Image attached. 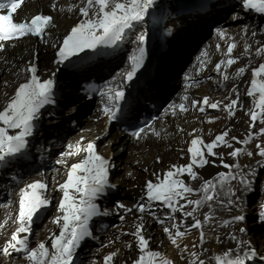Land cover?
I'll return each instance as SVG.
<instances>
[{
  "label": "bare ground",
  "instance_id": "6f19581e",
  "mask_svg": "<svg viewBox=\"0 0 264 264\" xmlns=\"http://www.w3.org/2000/svg\"><path fill=\"white\" fill-rule=\"evenodd\" d=\"M41 1L45 2L46 0ZM74 1L72 13L65 9L64 16L57 15V19L60 18L58 29L62 31L61 36L70 34L71 29L82 19L79 9L84 5V0ZM217 4H222L223 7L216 8ZM235 7L244 17L251 18V21L245 20L246 24L243 26L244 31L240 34V41L237 40L234 52L231 54L232 57L237 58L238 62L224 67L228 72L226 74L229 77L227 81L224 79V74H219L216 76L217 85L206 80L204 85L193 91L195 98L203 99L205 96H209L211 103L219 102L220 106L216 109L206 107L204 112L197 111L193 116L157 122L154 128H149L146 130V134H141L140 140L132 138L124 129H114V125L116 126L114 122L109 129H105L104 124H97L94 119L90 118V105H93V101L88 100V96L82 91L81 78L95 75L97 70L106 65H109L111 69H120L133 51L130 52V46H133V42L137 41L134 37L147 32L150 23L147 14L143 20L133 22L132 26L123 34L116 49L107 57H99L94 62L77 68L66 67V78L63 82L66 84L65 91L76 94L80 102L63 113L60 104L61 95L58 93L59 88L57 87L56 91H53L55 102L43 107L38 116V119L54 118V125L49 126L47 132L45 130V133L39 134L37 132L39 125H35L40 119L35 120L34 133L27 138L26 147L22 150L21 155L8 163L0 161V169H4V172L9 170V173L3 176L2 184L0 183L2 192H4V185L20 179L19 186L16 185L18 186L15 189L16 195L13 194L18 200L0 206V225L4 223V227L7 226L10 223L8 221V216H10L13 217L11 218L13 227L17 226L16 219L19 212L21 189L30 183L40 181L47 185L43 195L49 199L66 181L71 166L85 158L84 151L81 150L77 153L76 148L69 150V147L64 145L67 135L76 129L72 127L75 122V126L78 123V127L83 128V131H75L69 140L72 144L78 143L81 149L86 148L89 142L95 143L97 153L108 161V181L111 185L95 201L100 212H106L107 215H97L89 222L90 231L92 234L96 232L94 236L97 240L91 239L89 236L81 242L80 247L83 243L87 245L82 250L79 260L86 258L87 264H104V258L115 252L117 255L112 264H134L141 253L137 239L132 233L137 230L136 226L141 224L143 225V235L149 241V250L161 253V256L172 261V264H193L194 258L191 255L193 252L205 264H215L214 257L222 255L228 249H233L237 256H243L245 252L254 248L256 251L254 259H259L257 256L264 251H258L256 247H260L259 241L261 242L263 239L260 240V237L257 239L255 235L253 238L250 232L255 233V229L251 225L252 222L259 219L260 206L255 205L247 210V215L245 211V214L240 212L239 208L241 207L236 201L243 197V191L247 189L249 183L252 184L247 181L257 174V163L264 161V156L259 154L260 148L257 147L259 145L264 148V134H261L258 127L259 117L254 128L247 125L250 122V112L258 111L255 108L256 97H249L247 91L252 80L253 69L264 63V54L257 55V49L264 47V28L257 29L255 27L258 25V20L264 16H259L258 13L251 10H245L241 0H216L211 2L209 9L202 13L191 11L174 14L170 10L164 11L158 26L160 31L161 28L163 30L159 36L160 39L155 41V43L160 42L161 47L151 57L155 71L152 80L157 82L158 92L161 95L172 88L176 84V80H171L169 83H163V81L167 75L179 73L178 63L187 61L193 42L200 38L193 39L192 35L199 34V26L200 28L206 27L204 30L212 29L214 22L222 20L223 13L231 14ZM37 8L38 3H29L21 12L24 14L30 10L35 11ZM227 21L228 19L225 20V22ZM252 21H255L254 24H251ZM61 46V39L51 36L48 38V42L25 39L21 43L12 44L10 49L0 52V111L4 110L19 86L31 78V73L27 70L30 66L34 65L37 68V75L41 81L57 79L56 70L62 66V63L57 62V53ZM241 67H245L246 72L237 77V70ZM229 84L230 86L225 89ZM232 100H238V104L234 109L228 110L226 105ZM243 116L244 119H242ZM237 117L240 119L237 120ZM16 131L18 130H12L10 134H15ZM225 131H228L225 140L232 147L218 146L213 150L218 153L217 156H210L205 150V157L210 162L203 168L194 167L197 179L193 180L187 174L179 177L184 180L186 185L196 190L188 195V199L191 200H202L206 195L202 191L204 182L212 181L213 189L207 194L212 195L214 199L205 201L199 208H196L191 217L185 216L184 213L193 211L195 206L188 205L184 200H181L179 205L183 206V210L173 212L162 202L148 199L145 189L147 180L159 183L166 176L164 172L172 170L174 165L186 166L189 164L191 154L188 152V148L193 139L201 138L207 144ZM233 137H236L237 140H233ZM245 141L247 142L245 143ZM236 148L241 149V153L237 157L229 155ZM59 149L62 151L54 157L53 164L50 162L49 156ZM69 152L74 154L69 155ZM39 155L44 157L37 160ZM222 161L233 165V167L224 168ZM37 168L41 170L38 171ZM118 172L121 173L111 182L109 176ZM219 173L236 178L231 182L222 181ZM242 180L246 183H242ZM115 185L120 187H115ZM62 196L61 192L60 200ZM101 204H105L102 209L100 208ZM121 204L125 208L119 207ZM139 205L146 207L144 213L137 210ZM127 208H131L132 211H126ZM163 209H167L168 212L161 215ZM158 214L161 215L159 216L161 218L162 216L166 217L164 219L165 226L160 225ZM3 215H7L6 219ZM59 215L61 213L57 207L55 215H53V219L51 218L52 221L44 236L39 239L38 245L44 243L50 247L51 235L59 234V226L54 223ZM237 216H243L244 220L236 221L235 217ZM168 217L172 219H167ZM206 217L211 219H206ZM115 219L120 222L112 225ZM195 220L201 221L200 229L193 227ZM225 221L229 222L228 225H225ZM177 225L181 231L186 233L183 238L178 240V249L171 243L169 234L164 231L165 228H169L174 233L176 230L174 226ZM241 228L246 231H239ZM233 234L237 236V240L244 242L243 245L231 240L230 237ZM21 235L22 237L26 236V234ZM38 245H35L34 248H37ZM261 247L264 248V246ZM5 260L6 264L15 263L11 256ZM20 264H30V262H20ZM246 264H264V260L255 263L248 261Z\"/></svg>",
  "mask_w": 264,
  "mask_h": 264
},
{
  "label": "snow or ice",
  "instance_id": "6c2138e0",
  "mask_svg": "<svg viewBox=\"0 0 264 264\" xmlns=\"http://www.w3.org/2000/svg\"><path fill=\"white\" fill-rule=\"evenodd\" d=\"M24 0H0V10L7 9V14H0V42L18 40L29 35L43 38L46 30L52 26L53 17L50 15L38 14L31 18L30 21L14 22L13 14L21 7ZM155 0H86V6L79 9L82 19L71 29L59 48L58 63H63L71 57L78 56L86 49L96 50L98 47H112L117 44L123 37V34L129 29L133 22L144 19L148 10L153 7ZM242 7L245 10L255 11L264 15V0H241ZM56 6L53 5V8ZM71 10V9H70ZM91 13V15H90ZM222 37L224 33L220 34ZM255 35V33H253ZM146 38L139 37V47L130 57V71L123 73L127 81L133 80L136 73L143 67L146 57L144 47ZM219 47V46H217ZM236 47L235 43L229 45L226 61H220L216 64V71H221L222 65L231 66L238 62L237 58H232L231 54ZM2 50V47H0ZM264 54V47L257 49V55ZM207 55V53H205ZM31 73V78L19 86L15 95L8 102L3 111H0V161L6 157L21 153L27 144V138L33 133L34 121L38 119L40 110L46 105L53 104L55 81L47 79L41 81L37 75V68L32 65L27 69ZM246 72L245 67L237 70V77ZM224 79L227 81L229 77L225 74ZM102 97H107L108 103L103 111L110 118L115 119L120 111V102L125 100V92L123 89L116 87H105L99 92ZM249 97H256L255 108L250 112V119L253 122L250 127H255L258 117L260 122L264 123V63L252 71V80L247 91ZM187 99V97H185ZM202 104L212 109L220 106L219 102L210 103L209 98L205 97L202 102H193V105ZM238 104V100H232L226 105L228 110L234 109ZM180 111L188 109L180 104ZM200 112L205 111V107H199ZM18 130L15 134L10 131ZM144 129L141 128L133 133V136L139 138ZM264 134V128L260 129ZM228 131L216 136L211 143L205 144L201 138H195L191 141L188 152L191 154V162L186 166H173L172 170L166 173L164 179L159 183H147V196L150 201H159L167 205L173 212L183 210L180 201L184 200L188 205H194L193 211L185 212V216H193L196 208H199L205 201L214 199L210 193L213 189L212 181H205L202 191L206 193L202 200L188 199V195L196 190L185 184L184 180L179 177L187 174L193 180L197 179V173L194 167L203 168L210 161L205 157V150L210 156H217L218 153L213 150L218 146L232 147L225 138ZM237 140L236 137L232 138ZM240 142V141H237ZM247 141H245L246 143ZM260 148V155L264 156V148ZM84 151L85 158L76 164H73L67 173V179L59 186V190L63 193L62 199L59 201L58 210L61 213L54 223L59 226V234L53 233L50 237L51 245L46 246L40 243L37 248L30 249L28 240L21 234H31V225L34 219L45 208L49 206L48 199L43 195L47 185L36 181L28 184L21 189L19 193V212L16 219L18 227L12 234L11 239L6 245L0 249V254L9 256L13 251L26 253V259L30 264H73L77 249L81 242L91 236L89 222L97 215H107L101 213L98 205L95 203L100 194L105 192L107 187H111L108 181V161L96 151L94 142H89L86 148L81 149L76 146V152ZM241 153V149H234L229 155L237 157ZM69 155L74 153L69 152ZM251 155V153H249ZM224 168H231L233 165L223 163ZM222 181L235 179L225 173L218 174ZM242 183L246 181L242 180ZM179 206V207H177ZM125 208L123 204L119 205ZM139 212L144 213L146 207L139 205ZM126 211L131 212V208ZM260 217L264 218V211L260 212ZM206 219H211L206 217ZM236 221H243V216L235 217ZM5 223H7L5 221ZM225 221V225H228ZM4 225H0L3 228ZM175 232L165 228L164 231L171 237V243L179 247L178 240L183 238L186 233L180 230V227L174 226ZM193 227L200 229L202 223L195 220ZM137 230L132 233L137 239L140 256L134 261V264H172V261L163 258L161 253L149 250V241L143 235V225H137ZM244 232L246 229H239ZM203 238V237H202ZM231 240L243 245V241L237 240L236 235H231ZM131 247V245H129ZM187 251V248H185ZM117 253L113 252L104 258V264H112ZM193 264H205L196 253L191 254ZM256 256L254 248L245 252L243 256L235 255L233 249L226 250L222 255L214 257L215 264H246V260H251Z\"/></svg>",
  "mask_w": 264,
  "mask_h": 264
},
{
  "label": "rangeland",
  "instance_id": "374dc122",
  "mask_svg": "<svg viewBox=\"0 0 264 264\" xmlns=\"http://www.w3.org/2000/svg\"><path fill=\"white\" fill-rule=\"evenodd\" d=\"M154 6L161 8L163 12L164 11L166 12V11H169V10L170 11L172 10L174 12L176 10L175 7L179 6V0H156V4ZM235 10H236V7L233 8V11H235ZM238 12H239V10H238ZM174 13L182 14L179 11H176ZM259 16H264V15L259 14ZM254 22L255 21H252V23L251 22H248V23L254 24ZM255 27H257V29H261V28L263 29L264 28V18L259 19L258 20V25L255 26ZM57 60H59V57H58ZM65 74H66V67L60 66V68H57V70H56L57 79L54 80L55 81V87L53 89V91L54 90L56 91V88L57 87L59 88L58 93H60V95H61V102H60V104H61V111L63 113L67 112L68 110L71 109L72 106H74V105H76V104H78L80 102V100H78V97H76V94H71L68 91H65L66 84L63 83L64 82V79L66 78L65 77ZM229 86H230V84L227 87H225V89L228 88ZM79 98H80V96H79ZM241 115H242V112H241ZM53 119L54 118H51V117H49V118H47V117L41 118L38 121V124L35 125V126H38L39 125V127H37V132H39V134H42L45 130L47 132V130L49 129L48 127L51 126V125H54L53 124V121H54ZM239 119H240V117L239 118L237 117V120H239ZM242 119H244V116L242 117ZM250 122H248L247 125H249ZM263 125H264V123L261 124V125L259 124L258 125L259 129ZM114 129H118V128L114 125ZM242 131H244V130H242ZM66 139H67V137H66ZM45 145L47 146V144H45ZM61 151H56V152H54L53 154H51L49 156L51 163L54 164V157H56L57 155H59L61 153ZM18 155H21V153L20 154H15V155L10 156V157H6L3 160V162H5V161L7 163L8 162H11V160H13ZM257 164H258L257 165V174L253 176L255 179L252 177V179H249L247 181V182H252V184L249 183L247 189L244 190L245 192L243 191V197L241 199H238V201H236L237 204H239V206L241 207V208H239L241 211L239 209H237V210L240 211V212H242V213L244 211L247 212V210L251 209L255 205H259L260 206V212L261 211H264V161L263 162H258ZM37 169L39 170L40 168H37ZM3 170L4 169H0V183L1 184H2L3 179H4L3 176H6V173H9V170H7L5 172ZM120 173L121 172L112 173L111 176H109L110 177L109 179L111 180V182H113L114 179H115V177H118ZM231 180L232 179H229V180H227V182H231ZM11 183L12 182H10L7 185H4L3 186V191L4 192H2V189H0V206L1 207L4 204H8V203H10L12 201L16 202V200H18L17 197H14L13 196V194L16 195L15 189L19 186L18 184L20 182L19 183H16L14 185L15 187L12 185L13 187H12V189H10ZM1 184H0V186H1ZM112 184L114 185V183H112ZM16 185H18V186H16ZM117 186H119V185H115V187H117ZM8 191L9 192L12 191L13 194L10 195L8 193ZM60 198H61V192H60L59 189H57L56 194L53 195L52 197H50L48 199V201L50 202L49 203V206L47 208L43 209L37 215V217L34 219V223L31 225V230H32L31 231V234L30 235H27L26 234V238L28 240V247L30 249L34 248L35 245L37 246L38 245V242H39V239L44 236L45 231L47 230V228L49 227V225H50V223H51V221L53 219V215H55V212L57 210V207H58ZM104 205L105 204H101L100 205V208L102 209L104 207ZM245 212L243 214H245ZM247 215H248V212H247ZM258 215H259V219H256V221L252 222L253 224L251 225L255 229V231H254L255 233L250 232V234H251V236L255 235L257 237V239L259 237H260L259 238L260 240L263 239V240H261V242L259 241V246L260 247L257 246L256 248L258 249V251H260V250H263L264 251V248L261 247V246H264V218H261L260 217V213L259 212H258ZM3 216L6 219L7 215H3ZM162 217L165 218L164 216H162ZM11 218H13V217L8 216V221L10 222V223L7 224L8 227L7 226H5V227L3 226V229L0 228V234H1L0 235V249H2L6 245L7 241H9L11 239V236H12L13 232L18 227V225L13 227V220L11 221ZM168 218H170V217H168ZM171 219L172 218H170V220ZM118 222H120V221H118V220L115 219L112 222V225H114V224L116 225ZM3 225H4V223H3ZM248 229H249V227H248ZM42 230H43L44 233L42 232ZM95 233L96 232H94L93 234L91 233V237L90 238L91 239H94L95 238V240H97L96 236H94ZM7 235H9V236H7ZM253 238H254V236H253ZM86 245L87 244H84L83 243V245L81 246L82 248L81 247L79 248V252H78L79 259L81 258L80 255L82 254V250L84 248H86ZM175 248H177V246ZM259 255L262 256L261 260H264V253H260ZM9 256H11L13 258V262H15L14 264H20V262L28 261L26 259V253H23V252H15V251H13L12 254L9 255ZM7 257L8 256H4L3 254H0V264H6V260L5 259H7ZM79 259L77 261L78 264H87L88 263L87 260H86V258H83V260L82 259L79 260ZM252 260H257V259H254L253 258ZM261 260H258V261L260 262Z\"/></svg>",
  "mask_w": 264,
  "mask_h": 264
}]
</instances>
